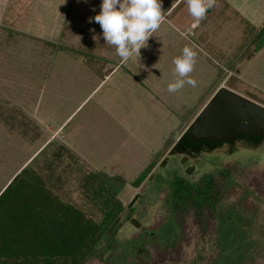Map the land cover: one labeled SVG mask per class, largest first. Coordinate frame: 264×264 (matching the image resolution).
I'll return each instance as SVG.
<instances>
[{"label":"rangeland","instance_id":"obj_1","mask_svg":"<svg viewBox=\"0 0 264 264\" xmlns=\"http://www.w3.org/2000/svg\"><path fill=\"white\" fill-rule=\"evenodd\" d=\"M99 4L0 0V191L46 147L33 166L45 178L60 176L51 182L55 194L88 217L100 219L80 175L124 181L114 185L130 218L106 240L112 249L85 264H264V137L172 154L219 89L264 107V46L247 51L264 0H213L199 23L185 0H160V26L126 61L88 21ZM185 46L196 53L188 74L196 85L169 93L172 60ZM229 169L234 182L209 230L191 219L180 230L166 204L172 179Z\"/></svg>","mask_w":264,"mask_h":264},{"label":"trees","instance_id":"obj_2","mask_svg":"<svg viewBox=\"0 0 264 264\" xmlns=\"http://www.w3.org/2000/svg\"><path fill=\"white\" fill-rule=\"evenodd\" d=\"M258 28L249 52L264 33V20ZM186 131L174 145L173 155L196 156L203 147H214L194 143ZM263 137L239 140L257 144ZM37 156L0 191V264H85L92 258L101 260L103 252L112 249V244H107L106 240L123 220L130 218V209L124 208L117 199L118 189L114 185L123 186V179L108 177L100 171L80 175L87 201L100 216L95 220L55 194L51 182H59L60 176L54 177L52 172H48L46 178L42 176L33 166ZM152 167L132 182L133 188L143 183ZM235 173L231 169L217 171L197 180L176 175L169 184L171 193L166 204L170 206L171 217L179 223L178 228L181 230L185 221L191 219L198 229L207 232L218 212V203L233 185ZM116 218L120 220L108 234ZM260 257L264 259L261 254Z\"/></svg>","mask_w":264,"mask_h":264},{"label":"clouds","instance_id":"obj_3","mask_svg":"<svg viewBox=\"0 0 264 264\" xmlns=\"http://www.w3.org/2000/svg\"><path fill=\"white\" fill-rule=\"evenodd\" d=\"M185 3L195 23L213 6V0H185ZM162 16L160 0H100L99 12L88 21L99 24L105 44L113 46L116 56L126 61L146 46L148 38L160 26ZM195 57L196 53L185 46L180 55L173 58L177 78L167 85L169 93L185 84L195 87L196 81L188 75L193 71Z\"/></svg>","mask_w":264,"mask_h":264},{"label":"water","instance_id":"obj_4","mask_svg":"<svg viewBox=\"0 0 264 264\" xmlns=\"http://www.w3.org/2000/svg\"><path fill=\"white\" fill-rule=\"evenodd\" d=\"M264 46V33L255 44L254 52ZM194 143L218 145L238 139L261 138L264 135V107L221 88L202 109L187 129ZM137 196L133 198L132 203ZM131 203V204H132ZM116 218L109 226V234L118 224Z\"/></svg>","mask_w":264,"mask_h":264},{"label":"flooded vegetation","instance_id":"obj_5","mask_svg":"<svg viewBox=\"0 0 264 264\" xmlns=\"http://www.w3.org/2000/svg\"><path fill=\"white\" fill-rule=\"evenodd\" d=\"M264 136V135H263ZM239 140V139H238Z\"/></svg>","mask_w":264,"mask_h":264},{"label":"crops","instance_id":"obj_6","mask_svg":"<svg viewBox=\"0 0 264 264\" xmlns=\"http://www.w3.org/2000/svg\"><path fill=\"white\" fill-rule=\"evenodd\" d=\"M187 8V7H186Z\"/></svg>","mask_w":264,"mask_h":264}]
</instances>
